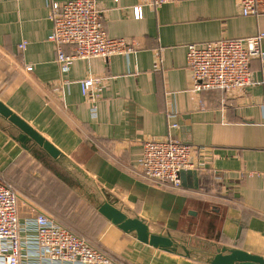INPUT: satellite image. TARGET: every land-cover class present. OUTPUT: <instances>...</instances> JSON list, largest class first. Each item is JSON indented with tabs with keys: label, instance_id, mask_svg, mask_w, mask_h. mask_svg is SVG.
<instances>
[{
	"label": "crops",
	"instance_id": "crops-1",
	"mask_svg": "<svg viewBox=\"0 0 264 264\" xmlns=\"http://www.w3.org/2000/svg\"><path fill=\"white\" fill-rule=\"evenodd\" d=\"M71 1L0 0V99L64 154L57 170L79 176L100 197L154 227L264 256V85L199 95L187 70L189 45L264 33V13L243 16L238 0H179L160 8L148 0H97L107 35L135 50L77 60L63 73L57 46L48 41L51 6ZM252 73L263 82L260 60ZM97 78L101 84L84 95L81 82ZM169 137L194 147L196 187L193 177L179 189L144 178L143 143ZM0 178L13 182L30 208L25 215L19 207L22 221L48 214L115 264H206L126 234L87 193L1 129Z\"/></svg>",
	"mask_w": 264,
	"mask_h": 264
},
{
	"label": "built area",
	"instance_id": "built-area-1",
	"mask_svg": "<svg viewBox=\"0 0 264 264\" xmlns=\"http://www.w3.org/2000/svg\"><path fill=\"white\" fill-rule=\"evenodd\" d=\"M122 0H115L116 3ZM179 0H148L150 6L160 8ZM243 16L264 13V0H238ZM97 0H74L53 3L51 19L53 32L48 41L57 46L56 63L63 73L70 71L77 60L110 59L128 55L135 46L125 39L110 38L101 22ZM142 5L134 9L135 18H143ZM264 33L245 39H223L205 45H189L187 70L192 91L199 95L213 92L245 90L256 82L252 62L264 64L262 44ZM27 42L19 45L24 50ZM65 47L72 49L70 54ZM32 70L31 67L27 68ZM101 84V79L81 82L87 95ZM203 104L202 101H200ZM96 108L92 112L95 113ZM177 128V125L171 126ZM194 147L173 138L147 140L138 160L144 178L159 184L181 188V172L193 169L191 156ZM0 264H115L87 240L59 224L50 215L37 213L22 221L19 216V198L12 185L0 181Z\"/></svg>",
	"mask_w": 264,
	"mask_h": 264
},
{
	"label": "water",
	"instance_id": "water-1",
	"mask_svg": "<svg viewBox=\"0 0 264 264\" xmlns=\"http://www.w3.org/2000/svg\"><path fill=\"white\" fill-rule=\"evenodd\" d=\"M0 129L55 175L87 193L102 216L126 234L133 235L139 242L170 254L206 264H264V256L154 227L145 219L129 214L108 196L100 197L79 176L76 175L73 178L64 176L54 165V162L64 159V154L21 116L11 110L1 99ZM65 173L68 174L69 171L66 170ZM187 177L194 178L196 187L198 184L197 172L195 170L181 172L183 185H185Z\"/></svg>",
	"mask_w": 264,
	"mask_h": 264
},
{
	"label": "rangeland",
	"instance_id": "rangeland-1",
	"mask_svg": "<svg viewBox=\"0 0 264 264\" xmlns=\"http://www.w3.org/2000/svg\"><path fill=\"white\" fill-rule=\"evenodd\" d=\"M63 168H59V172L61 173V174H63L64 176H67L66 175V173L64 172V170H62ZM5 179V182H7L8 184H10V185H12L14 188H15V186H14V183L13 182H11L10 180H8V179H6V178H4ZM21 188L23 189V190H25V187H24V185H21ZM15 189H17V187L15 188ZM16 191V190H15ZM16 193L18 194V192L16 191ZM19 196V195H18ZM19 198V197H18ZM24 199V198H23ZM19 207H20V212H21V214H23V213H25V215H29V214H32V212H29V211H31L30 210V208L24 203V202H21V200H20V198H19ZM76 234V233H75Z\"/></svg>",
	"mask_w": 264,
	"mask_h": 264
},
{
	"label": "trees",
	"instance_id": "trees-1",
	"mask_svg": "<svg viewBox=\"0 0 264 264\" xmlns=\"http://www.w3.org/2000/svg\"><path fill=\"white\" fill-rule=\"evenodd\" d=\"M0 181H3V182H5L3 179H1L0 178ZM7 183V182H6ZM60 224V223H59ZM62 225V224H61ZM62 226H64V225H62ZM65 227V226H64ZM67 228V227H66ZM68 229V228H67ZM71 232H73L71 229H69ZM74 233V232H73ZM78 235V234H77Z\"/></svg>",
	"mask_w": 264,
	"mask_h": 264
}]
</instances>
